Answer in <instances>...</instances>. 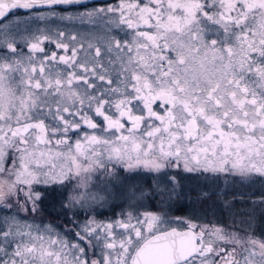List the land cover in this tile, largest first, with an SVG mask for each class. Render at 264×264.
<instances>
[{
	"label": "snow or ice",
	"instance_id": "snow-or-ice-1",
	"mask_svg": "<svg viewBox=\"0 0 264 264\" xmlns=\"http://www.w3.org/2000/svg\"><path fill=\"white\" fill-rule=\"evenodd\" d=\"M77 5L85 11L66 14ZM20 10L23 30L13 23ZM55 16L104 21L131 38L85 46L32 30ZM117 166L131 173L116 193L130 208L180 196L181 173L264 178V0H0V264H264V228L189 220L177 230L129 212L61 234L19 218L38 211L48 190L39 185L67 191L75 180L65 212L91 207L106 199L93 174Z\"/></svg>",
	"mask_w": 264,
	"mask_h": 264
},
{
	"label": "rangeland",
	"instance_id": "rangeland-1",
	"mask_svg": "<svg viewBox=\"0 0 264 264\" xmlns=\"http://www.w3.org/2000/svg\"><path fill=\"white\" fill-rule=\"evenodd\" d=\"M117 3H119V0H108L101 3L88 5L91 8L102 7L105 5H116ZM83 11H85L84 8L72 7L68 8V13L66 14L74 15L77 12ZM24 19L25 17L21 13V15L18 17L13 18V23H16V21L19 20L21 23V30H23ZM71 23H74V25H68ZM37 27L42 29L45 34L50 35L52 38H57L56 33L63 31L65 33V37L62 39H64L65 42H68L70 34H76L78 36L77 41L79 43H83L81 40V38H83L86 40L87 44L91 42L94 45L98 44L100 46H103L106 41L112 37L117 39L131 38L130 34L126 36V33L129 32V30L124 29L121 31L120 28L116 27L115 25H113L111 28H108L105 26L104 21L99 20L85 19L81 21L78 18L73 20H61L59 19V16H55L31 24L33 31H35ZM111 55H115V53H112ZM97 120L99 121L100 118H97ZM74 139L75 137H73V140ZM177 171V169H172L173 173H176ZM130 175L131 173L127 172V170L123 172L119 171V166H117V172H115V175L113 176L106 177L98 171L92 176V190L99 195L119 196L116 193L121 188V182L123 178ZM142 175H147L146 170H144ZM181 175L184 177L182 180L181 176H177L176 179L183 185V192L180 196L173 197V199L169 201L170 208H167L164 217V220L167 221V223H164V225L168 226L175 222H179L183 226H186L185 222L192 220L193 222L201 225H219L233 230L247 231L249 233L255 232L257 235L261 232L262 228H264V205L258 203L262 198H264V178H260L254 174L250 179L241 181L240 178L234 179L231 176L224 178L222 176L218 183H214L211 179L206 180L204 176H201L197 180L193 178V174L181 173ZM136 183L143 185L145 182L143 179H137ZM152 183L155 184V181L153 180ZM205 184L208 185L206 191L209 193V196L207 199H202L201 192L204 190ZM245 185L249 188L252 187L255 190L257 189V191H259L258 196H250L252 195V191L246 190ZM56 186L60 189L64 187L62 185ZM74 186L75 180H73L71 184H68V194H73ZM37 187L43 189L45 187L48 188L52 186L39 185ZM145 190H147L146 186ZM227 190L233 192L239 191L238 198L241 199V202L243 200L242 198L250 197L248 204L245 205L242 202V205H239L240 209H238L237 204L234 203V199L237 197L231 195H221L225 194V191ZM211 192L218 194L215 196L219 198L217 203H214L215 199L212 200V197H210ZM151 197L152 196H148L147 198L151 199ZM142 203V205H145L144 207H147L146 205L148 202L143 200ZM178 204L183 205L182 215L175 214L176 206H178ZM144 207L142 209H146ZM36 225L46 226L40 223Z\"/></svg>",
	"mask_w": 264,
	"mask_h": 264
},
{
	"label": "flooded vegetation",
	"instance_id": "flooded-vegetation-1",
	"mask_svg": "<svg viewBox=\"0 0 264 264\" xmlns=\"http://www.w3.org/2000/svg\"><path fill=\"white\" fill-rule=\"evenodd\" d=\"M23 11L24 10H20V13H23ZM68 25H74V23ZM75 36L77 35L75 34ZM52 39L56 38L53 37ZM81 40L86 46V40H84L83 38H81ZM44 47L48 51H56L58 55L63 54L62 50L56 49L55 45L52 43L45 42ZM25 51L27 50L25 49ZM52 188L53 186L47 188L48 190L46 193H44L43 202L39 204L38 211L36 213L21 212L19 218L26 219L27 223L29 224L34 223L36 225L40 223L46 226H53L58 231H60L61 234H63L69 229L76 230V224H83L88 221H95L99 224H107L113 220L124 218V215L129 212H133L134 214L153 213L160 215L164 219L167 208H170L169 201L161 203L159 198L157 197L144 199V201L148 202L146 205L147 207H144L145 205H142L143 203L141 202L137 204L135 208H130L129 204L124 202L123 197L114 195H100L101 197H106V199L93 203L91 207L80 208L77 205L71 210L65 212V207L68 204V200L71 197V194H68L67 191L64 190V187L60 189L55 186V191H53ZM61 193H63V195ZM182 206L183 205L181 204H178V206H176L175 214H183ZM143 207L147 210L142 209ZM74 213H79V215H74ZM0 217H2V214H0ZM161 227L169 229L174 227L178 228L179 230H185L186 226H183L179 222H175L168 226L163 224L161 225ZM145 235H148L147 232H145Z\"/></svg>",
	"mask_w": 264,
	"mask_h": 264
},
{
	"label": "trees",
	"instance_id": "trees-1",
	"mask_svg": "<svg viewBox=\"0 0 264 264\" xmlns=\"http://www.w3.org/2000/svg\"><path fill=\"white\" fill-rule=\"evenodd\" d=\"M104 1H108V0H98V1H93V2H89V3H87V4H96V3H101V2H104ZM74 7H80L79 5H77V6H74ZM72 8V7H71ZM245 188H246V190H248V191H252L251 193H252V195L253 196H258V193H259V191H257V189L255 190V189H253L252 187L251 188H249V187H247L246 185H245ZM212 193V192H211ZM211 193H210V197H212V200L213 199H215L214 200V203H217V201H218V197H215L216 195H218V194H215V195H211ZM239 191L238 192H233V191H225V194H221V195H231V196H234V197H237V198H235L234 199V203H236L237 204V207H238V209H240L239 208V205H242V202L245 204V205H247L248 204V202H249V198L250 197H244V198H242L243 200H242V202L240 201L241 199H239L238 197H239ZM238 195V196H237ZM248 195H250V194H248ZM215 197V198H214Z\"/></svg>",
	"mask_w": 264,
	"mask_h": 264
},
{
	"label": "water",
	"instance_id": "water-1",
	"mask_svg": "<svg viewBox=\"0 0 264 264\" xmlns=\"http://www.w3.org/2000/svg\"><path fill=\"white\" fill-rule=\"evenodd\" d=\"M93 1H98V0H84L85 3L93 2ZM177 230H179V229L177 228Z\"/></svg>",
	"mask_w": 264,
	"mask_h": 264
}]
</instances>
